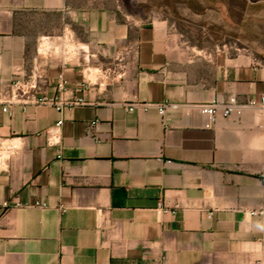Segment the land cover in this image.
<instances>
[{
	"label": "crops",
	"instance_id": "crops-1",
	"mask_svg": "<svg viewBox=\"0 0 264 264\" xmlns=\"http://www.w3.org/2000/svg\"><path fill=\"white\" fill-rule=\"evenodd\" d=\"M194 2L177 23L119 0H0V264H264V217L245 214L264 207V115L208 128L198 108L264 96V47L205 42ZM17 80L81 104L4 112Z\"/></svg>",
	"mask_w": 264,
	"mask_h": 264
},
{
	"label": "rangeland",
	"instance_id": "rangeland-1",
	"mask_svg": "<svg viewBox=\"0 0 264 264\" xmlns=\"http://www.w3.org/2000/svg\"><path fill=\"white\" fill-rule=\"evenodd\" d=\"M122 2L127 12L148 16L156 13L162 16L172 18L179 23L181 20H187V5L195 3L192 0H119ZM210 4L209 12L197 16H192L191 20L196 25L199 20L205 25L202 30L210 38L205 42L217 40L216 37L228 42V33L235 34L238 39H246L248 46L260 50L264 47V0H205ZM230 6L233 12L231 16L224 13L223 4ZM214 7V9H212ZM211 9V10H210ZM185 10V12H184ZM210 29L212 31H210ZM215 34H214V33ZM232 41V40H230Z\"/></svg>",
	"mask_w": 264,
	"mask_h": 264
},
{
	"label": "built area",
	"instance_id": "built-area-1",
	"mask_svg": "<svg viewBox=\"0 0 264 264\" xmlns=\"http://www.w3.org/2000/svg\"><path fill=\"white\" fill-rule=\"evenodd\" d=\"M66 80L61 75L60 76V84L58 89L61 91L65 90L66 87ZM10 96L7 101H5L6 107L3 108L4 112H8L7 106L11 102H27L33 103L35 105H47L51 107H55L57 111H61L65 107H70L74 105H79L81 102H61L57 98H48L46 96L37 97L34 94V91L37 89V85L34 81H21L17 80L11 82L10 85ZM168 107H176V105H154V104H147V103H133L132 105L128 106L129 111H134L135 109H139L141 111L146 112L150 108L158 109L159 113L163 115L165 110ZM199 110L206 116L207 118V127H212L219 117L228 118L232 115H241L242 111L245 108H252L258 109L264 115V96L258 99H252L247 104L241 105L237 102L236 98L229 97L227 99H213L209 103H204L198 106ZM62 121H58L53 127H51L47 131V146L48 147H56L59 148L60 140H61V129ZM10 156V150L5 145L4 142L0 141V170L4 169L5 161ZM28 205L22 204L18 201L13 203L14 208H23ZM35 207L46 208L47 204L36 202L34 203ZM163 206L162 203H159V207ZM5 209L10 207L9 202H5L3 204ZM64 211V210H62ZM245 214L252 216V217H264V207L259 209H254L252 211H247Z\"/></svg>",
	"mask_w": 264,
	"mask_h": 264
}]
</instances>
